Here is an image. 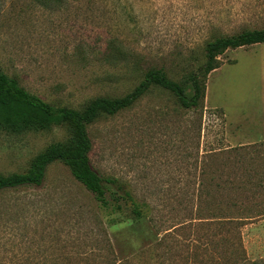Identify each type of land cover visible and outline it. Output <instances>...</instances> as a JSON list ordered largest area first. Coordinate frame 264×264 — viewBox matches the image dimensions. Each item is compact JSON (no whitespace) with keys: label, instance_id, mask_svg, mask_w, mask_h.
<instances>
[{"label":"rangeland","instance_id":"obj_1","mask_svg":"<svg viewBox=\"0 0 264 264\" xmlns=\"http://www.w3.org/2000/svg\"><path fill=\"white\" fill-rule=\"evenodd\" d=\"M261 27L264 0H0V67L50 103L82 108L129 92L151 66L183 83L205 41ZM219 59L202 114L153 88L88 126L93 168L148 203L151 226L109 227L54 162L41 186L0 191V264H264V43ZM67 135L0 130V174L24 172Z\"/></svg>","mask_w":264,"mask_h":264},{"label":"trees","instance_id":"obj_2","mask_svg":"<svg viewBox=\"0 0 264 264\" xmlns=\"http://www.w3.org/2000/svg\"><path fill=\"white\" fill-rule=\"evenodd\" d=\"M259 43H264V27L245 28L234 34L216 36L205 41L203 63L189 71L183 83L172 80L162 68L151 66L145 69L142 79L129 92L118 96L96 95L82 108L48 102L28 91L0 67V130L21 135L65 127L68 133L65 140L52 142L37 153L24 172L0 174V191L25 186L39 187L43 184L48 167L60 162L93 195L98 208L106 215L109 227L121 222H127L136 231L147 223L151 226L153 218L148 213V203L137 200L126 182L114 176L101 175L93 168L88 126L101 116L115 115L130 108L153 88L171 94L179 108L202 114L207 76L220 66L219 55L228 49ZM208 154L218 156L214 151ZM221 218L226 219L224 223L234 224L233 218ZM148 232L151 233V228H148Z\"/></svg>","mask_w":264,"mask_h":264}]
</instances>
